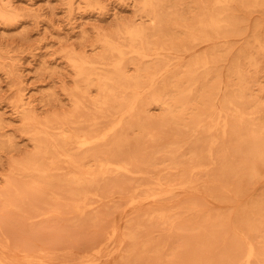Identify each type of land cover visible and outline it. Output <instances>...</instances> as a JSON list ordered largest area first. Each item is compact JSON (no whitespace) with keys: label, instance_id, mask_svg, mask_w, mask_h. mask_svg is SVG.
<instances>
[{"label":"bare ground","instance_id":"1","mask_svg":"<svg viewBox=\"0 0 264 264\" xmlns=\"http://www.w3.org/2000/svg\"><path fill=\"white\" fill-rule=\"evenodd\" d=\"M6 2L0 0V17ZM261 2L140 0V22L101 39L95 57L71 58L78 76L71 114L42 120L20 89L17 108L35 150L14 161L0 199L8 204L19 185L37 192L51 185L87 203L92 197L105 200L107 186L116 184L132 202L146 192L156 205L148 214L175 227L183 218L169 202L178 195L207 190L222 198L231 189L239 197L247 180L264 169V101L248 78L251 68L260 67L253 50H262L261 39L250 42L227 71L223 65L242 22L239 10ZM152 105L161 109L159 116L151 113ZM261 210L264 201H256L231 223L235 238L225 254L214 256L215 264H262ZM207 225L203 238L212 234ZM116 226L110 240L118 248L135 243L133 233ZM3 245L0 264L44 262L35 254L16 259ZM197 264H204L202 258Z\"/></svg>","mask_w":264,"mask_h":264},{"label":"rangeland","instance_id":"2","mask_svg":"<svg viewBox=\"0 0 264 264\" xmlns=\"http://www.w3.org/2000/svg\"><path fill=\"white\" fill-rule=\"evenodd\" d=\"M140 5V0H7L0 17V194L14 161L35 150L17 108L20 89L42 120L71 114L78 84L71 58L95 57L101 39L141 21ZM239 13L242 22L228 44L223 70L260 38L262 50L259 45L253 50L260 67L251 68L248 78L264 101V0ZM151 113L159 116L161 109L152 105ZM118 186L108 185L105 200L92 197L87 204L74 202L63 187L49 185L37 192L19 185L8 204L0 199V248L7 243L12 257L35 254L34 259L43 257L46 264H186L187 255L189 264H197L199 258L213 264L214 256L225 254L232 245L231 223L254 202L264 201V169L247 180L237 198L231 189L222 192V198L205 189L196 197L180 193L179 200L169 202L171 212L181 211L184 220L175 227L148 214L156 205L146 199V192L136 194L138 201L132 202L131 196L117 191ZM259 216L264 219V210ZM207 221L212 234L205 233L204 239ZM115 226L133 233L135 243L118 248L110 240ZM258 239L264 264V224Z\"/></svg>","mask_w":264,"mask_h":264}]
</instances>
